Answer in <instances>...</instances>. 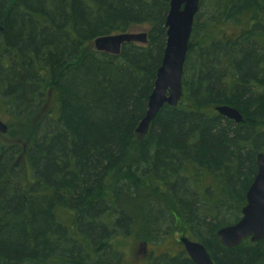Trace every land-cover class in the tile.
I'll return each mask as SVG.
<instances>
[{"label":"trees","instance_id":"obj_1","mask_svg":"<svg viewBox=\"0 0 264 264\" xmlns=\"http://www.w3.org/2000/svg\"><path fill=\"white\" fill-rule=\"evenodd\" d=\"M169 1L0 0L1 107L28 123L52 99L28 133L29 181L10 174L20 146L0 143V264H121L114 239L134 230L139 199L151 239L178 232L213 264H264V238L217 237L240 219L264 155V0H200L182 97L141 136ZM227 25L242 30L219 34ZM137 28L147 42L119 55L92 45ZM155 264L194 263L183 251Z\"/></svg>","mask_w":264,"mask_h":264},{"label":"water","instance_id":"obj_2","mask_svg":"<svg viewBox=\"0 0 264 264\" xmlns=\"http://www.w3.org/2000/svg\"><path fill=\"white\" fill-rule=\"evenodd\" d=\"M200 0H170L169 10L165 20L166 41L162 61L157 69L153 89L147 102V110L139 122L136 133L145 135L157 112L165 105L176 106L180 101L182 91L183 67L187 55L194 17L198 12ZM145 44L146 32H124L100 36L94 39L95 50L119 55L125 43ZM220 115L237 123L242 122L240 113L229 106L215 107ZM0 132H7L6 125L0 121ZM257 173L245 194L246 203L241 210L240 219L217 231L219 242L227 247L237 246L242 240L249 238L258 242L264 238V155L256 157ZM189 259L195 264H213L205 247L198 241L185 236L179 238Z\"/></svg>","mask_w":264,"mask_h":264},{"label":"rangeland","instance_id":"obj_3","mask_svg":"<svg viewBox=\"0 0 264 264\" xmlns=\"http://www.w3.org/2000/svg\"><path fill=\"white\" fill-rule=\"evenodd\" d=\"M241 30V25H227L219 28L218 32L223 36H235ZM128 32L139 33L146 32V30L137 28ZM51 108L52 99L49 97L39 110V114L28 123H24L16 120L0 105V121L6 125L8 130L5 134L0 132V143L4 145L16 144L22 149V152L17 156V161L10 171V174H17L19 179H22L24 182L31 179V168L26 159L29 140L28 133L33 128L37 118L47 113ZM14 168H16V170L13 171ZM141 195H146V193ZM144 198L146 200V197ZM144 204L145 201H141V199L134 201L132 209L138 213L139 218L134 230H132L130 235L117 236L114 239V243L122 254L121 264H155L158 257L176 256L183 252V247L178 242L179 237L182 235L178 232L162 233L157 235L155 240L146 235Z\"/></svg>","mask_w":264,"mask_h":264},{"label":"bare ground","instance_id":"obj_4","mask_svg":"<svg viewBox=\"0 0 264 264\" xmlns=\"http://www.w3.org/2000/svg\"><path fill=\"white\" fill-rule=\"evenodd\" d=\"M147 102H148V100H147ZM146 110H147V108H146ZM145 113H146V112H145ZM144 115H145V114H144ZM141 120H142V119H141ZM15 177H16V178H18V175H17V174H15Z\"/></svg>","mask_w":264,"mask_h":264},{"label":"flooded vegetation","instance_id":"obj_5","mask_svg":"<svg viewBox=\"0 0 264 264\" xmlns=\"http://www.w3.org/2000/svg\"><path fill=\"white\" fill-rule=\"evenodd\" d=\"M184 253L187 255V253L185 252V250L183 249ZM195 264V263H194Z\"/></svg>","mask_w":264,"mask_h":264}]
</instances>
